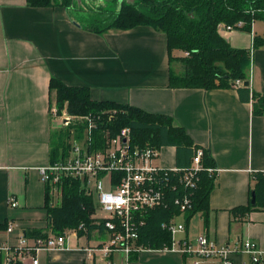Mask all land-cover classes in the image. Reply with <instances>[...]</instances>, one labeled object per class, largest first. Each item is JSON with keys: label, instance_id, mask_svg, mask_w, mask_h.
I'll return each mask as SVG.
<instances>
[{"label": "crops", "instance_id": "obj_1", "mask_svg": "<svg viewBox=\"0 0 264 264\" xmlns=\"http://www.w3.org/2000/svg\"><path fill=\"white\" fill-rule=\"evenodd\" d=\"M118 1L100 0V7L113 9ZM56 2L31 7L26 0H0V245H14L21 233L28 238L37 236L36 231L53 234L37 167L49 163L52 132L60 126L50 113L49 80L54 76L67 85L88 87L94 100L171 116L192 145L187 150L157 148V166L188 167L193 147L209 151L218 173L209 193L207 221L201 212L187 221L184 213L174 217L185 225L178 238L192 240L204 233L218 247L251 239L264 249V209L232 213L250 203L255 176L264 173V116L253 115L251 102L240 99L236 87L243 82L229 88L170 87L169 70L179 72L181 64L169 62L164 32L139 25L98 34L76 20L74 3L65 7ZM219 34L233 47L251 48L253 36L264 38V21H252L251 32ZM181 55L180 50L172 52L173 57ZM252 62L248 87L264 94V44L252 53L249 78ZM11 197L16 206L10 205ZM9 222L14 223L12 233L6 231ZM65 232V247L39 252L37 264H194V257L164 247L127 256L119 251L105 254L109 235L97 225ZM23 264L32 263L27 258ZM231 264L251 262L236 252Z\"/></svg>", "mask_w": 264, "mask_h": 264}, {"label": "trees", "instance_id": "obj_2", "mask_svg": "<svg viewBox=\"0 0 264 264\" xmlns=\"http://www.w3.org/2000/svg\"><path fill=\"white\" fill-rule=\"evenodd\" d=\"M116 1V0H112ZM31 7H46L55 4V0H26ZM74 0H60L61 6H70ZM105 7H99L103 17L92 18L84 23L85 28L102 34L107 30H126L139 25L150 26L165 33L169 62L177 60L181 70H169V86L181 88H229L236 79L242 82L248 80L247 69L251 62L252 53L264 44V38L253 36L251 48L233 47L217 31L220 22L235 25L242 21L238 28L251 32L254 20L264 21V0H123L117 11L108 12ZM98 12V13H99ZM254 49V50H253ZM174 50H180L187 55L172 56ZM241 100L251 102L252 114L264 116V94L249 87L238 86ZM49 92L54 94L57 109L63 108L70 115L99 114L104 121L108 112L113 118L100 123L94 131V147L101 148L104 133L115 135L121 127L131 129L133 145L143 147L150 145L160 148L163 145H173L179 150H187L192 140L181 126L173 124L169 115L155 114L110 100H94L90 90L85 86H73L63 83L51 76ZM85 124L73 123L80 133ZM69 128H60L52 132L50 160L53 163L62 159L68 151L67 139ZM196 148L193 147L192 150ZM204 167L214 166L208 150L202 156ZM199 182L192 197L191 209L184 212L186 221L196 212H201L206 223L209 212V193L214 187V178L207 172L199 173ZM255 205L236 207L232 213L246 214L255 209H264V173H257L253 186ZM177 195L174 190L169 195L168 206L154 208L145 215V224L139 229L137 243L147 248L161 249L171 243L170 233L161 227L181 214L173 198ZM45 206L50 218V228L53 234H63L72 229L83 232L86 228H95L93 214L95 213L94 198L85 193L79 180L65 179L61 187L59 204L51 203V196L46 190ZM37 236H46L35 232Z\"/></svg>", "mask_w": 264, "mask_h": 264}, {"label": "built area", "instance_id": "obj_3", "mask_svg": "<svg viewBox=\"0 0 264 264\" xmlns=\"http://www.w3.org/2000/svg\"><path fill=\"white\" fill-rule=\"evenodd\" d=\"M242 25V21L235 25L220 22L217 24V31H232ZM241 83L240 79L234 81L235 86ZM50 113L61 118L64 128H69L68 151L62 159L37 167L40 178L48 193H52L55 198L61 196L63 180L80 181L81 188L95 201L97 213L95 211L93 214V223L108 232V242L102 248L105 254L119 251L127 256L132 252L150 249L137 243L139 229L145 224L144 217L148 211L158 207L166 208L169 195L177 190L173 203L183 214L192 207V197L200 179L199 173L205 171L214 180L218 173L215 165L203 166L202 147L194 149L191 165L188 167L157 166L154 160L158 149L150 145H133L131 129L128 126L121 127L115 135L105 131L103 146L94 147V131L100 123L113 118L112 112H108L103 121L99 114L70 115L65 108L59 112L55 104H52ZM73 123L85 124L80 133L71 126ZM9 203L11 206L17 205L14 197L9 199ZM99 211L104 214H98ZM161 227L171 237L170 245L163 249L192 256L194 264H231V255L236 252L248 255L251 264H264V249L254 240L244 239L233 245L218 247L204 233L192 240L178 238V233L184 231V223L170 220L163 222ZM83 229L86 231V228ZM6 231L12 233L14 223L9 222ZM65 234L66 232L33 238H28L23 233L18 234L14 245H0V264H23L27 258L32 264H37L39 252L65 247Z\"/></svg>", "mask_w": 264, "mask_h": 264}, {"label": "rangeland", "instance_id": "obj_4", "mask_svg": "<svg viewBox=\"0 0 264 264\" xmlns=\"http://www.w3.org/2000/svg\"><path fill=\"white\" fill-rule=\"evenodd\" d=\"M56 1L58 2L59 0H56ZM120 1H118V3ZM100 4H101L100 0H82L81 3L78 0H76L75 3H74V6H72V14L76 17L77 21H81L83 23H85L87 20L92 19V18L103 17L105 14L99 12ZM105 4H108V2L105 1ZM113 9L108 8V10H110V11L113 10ZM237 31H242V30L241 29H237ZM251 71H252V74H251V77L249 78L250 80H252L251 78H252L253 71H254L253 62H252V65H251ZM52 104H55V106L57 107V105L55 103L54 94H52L51 105ZM51 115H52V118H53L54 121H56V120L59 121V123H60L59 129L60 128H64L62 126L61 118L60 117H56V115H54V114H51ZM49 194L51 195L52 203H54V205L55 204H59V202L61 200V196L59 198H55L52 193H49ZM98 214L102 215L104 213L99 211ZM181 223H183V222H181ZM191 225L192 224H190V227H191Z\"/></svg>", "mask_w": 264, "mask_h": 264}, {"label": "water", "instance_id": "obj_5", "mask_svg": "<svg viewBox=\"0 0 264 264\" xmlns=\"http://www.w3.org/2000/svg\"><path fill=\"white\" fill-rule=\"evenodd\" d=\"M249 83H250L249 80H245L243 82V86L248 87ZM250 203H251V205H255V192H254V190L251 192V201H250Z\"/></svg>", "mask_w": 264, "mask_h": 264}, {"label": "flooded vegetation", "instance_id": "obj_6", "mask_svg": "<svg viewBox=\"0 0 264 264\" xmlns=\"http://www.w3.org/2000/svg\"><path fill=\"white\" fill-rule=\"evenodd\" d=\"M110 2H113L112 0H109ZM123 0H121L119 3L118 2H116L115 4V9H113V10H109L108 12H114V11H117L118 9H119V7H120V5H121V2H122ZM126 1H129V0H126ZM130 1H132V0H130ZM106 8V7H105Z\"/></svg>", "mask_w": 264, "mask_h": 264}]
</instances>
